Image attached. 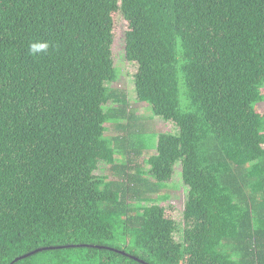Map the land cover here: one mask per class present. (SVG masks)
Listing matches in <instances>:
<instances>
[{
    "label": "trees",
    "instance_id": "obj_1",
    "mask_svg": "<svg viewBox=\"0 0 264 264\" xmlns=\"http://www.w3.org/2000/svg\"><path fill=\"white\" fill-rule=\"evenodd\" d=\"M261 103L264 0H0V264H264Z\"/></svg>",
    "mask_w": 264,
    "mask_h": 264
},
{
    "label": "rangeland",
    "instance_id": "obj_2",
    "mask_svg": "<svg viewBox=\"0 0 264 264\" xmlns=\"http://www.w3.org/2000/svg\"><path fill=\"white\" fill-rule=\"evenodd\" d=\"M127 29L126 23L120 18H115V27H114V36H113V60L115 65L120 69V77L116 84H113V87L122 88L127 93L131 91V85L129 83V76L131 73L135 72V67L133 65H128L123 58V47H124V32ZM135 99V96H133ZM131 108L135 110V115H138L140 118L147 120L149 117V112L146 106L143 103H138L135 100L131 103ZM258 110L264 112V103L258 105ZM150 118L151 115H150ZM153 119V118H152ZM143 126L145 127V132L147 134L143 135V138L147 144L154 145L157 141L156 137L160 133L173 134L175 133V127L169 122L162 121L160 118H154L153 120L145 121ZM149 121V122H148ZM147 139V141H146ZM149 154L153 152H144L143 159L147 158ZM141 158L138 159V162H141ZM107 168L104 166L100 167L98 171L99 175H107ZM180 167L176 165L174 167V174L167 186L161 191L163 194L168 195V199L164 200L160 204L166 208L167 216H171L178 219V216L183 212L186 206L185 190L181 182Z\"/></svg>",
    "mask_w": 264,
    "mask_h": 264
},
{
    "label": "water",
    "instance_id": "obj_3",
    "mask_svg": "<svg viewBox=\"0 0 264 264\" xmlns=\"http://www.w3.org/2000/svg\"><path fill=\"white\" fill-rule=\"evenodd\" d=\"M48 249H50V248H48ZM43 250H44V249H37V250L32 251L31 253L27 254V255H24V256H21V257L16 258L13 262H16V261H19V260H21V259L27 258V257H29V256H31V255H33V254H36V253H38V252H41V251H43Z\"/></svg>",
    "mask_w": 264,
    "mask_h": 264
}]
</instances>
